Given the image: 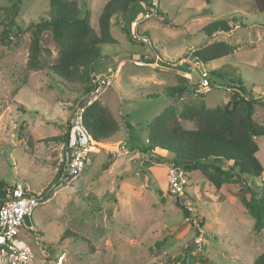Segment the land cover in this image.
<instances>
[{"label":"rangeland","instance_id":"obj_1","mask_svg":"<svg viewBox=\"0 0 264 264\" xmlns=\"http://www.w3.org/2000/svg\"><path fill=\"white\" fill-rule=\"evenodd\" d=\"M107 1L77 0L91 11L94 28ZM156 3L159 15L139 28L153 43L154 50H147L146 44L134 40L115 22L129 25L130 20H140L142 9ZM12 4L0 0V186L19 182L37 193L57 182L68 115L92 78L90 85L69 83L49 71L57 58V44L48 31L43 41L48 50L42 53L39 67H27L32 28L47 17L50 2L23 0L15 9ZM8 13H13L18 27L6 25ZM114 18L111 33L118 44H104V59H96L89 71L91 76L109 74L111 64L114 83L100 101L115 112L119 131L91 154L92 162L79 180L34 210V230L23 231L33 249L34 264H52L59 254L65 255L64 264H254L264 252V229L253 230V218L245 207L246 189L234 185L231 199L215 200L199 171L188 177L180 201L202 220L206 238L203 246H196L192 222L184 219L168 191L169 164L153 161L145 147L148 122L166 107L180 112L185 105L200 102L211 108L222 106L239 88H244L246 97H260L255 117L264 127V12L257 10L254 0H139L130 16ZM219 19L231 21L234 30L207 36L204 26ZM215 41L234 44L237 49L206 65L186 63L192 52ZM155 51L162 56L158 68L132 63ZM121 59L125 63L115 73ZM192 70L199 76L207 73L209 86L197 85L196 90L169 95L171 88L192 83L187 76ZM212 70L230 72L219 77ZM125 108L128 115L120 113ZM182 124L194 127L193 121ZM257 142V157L264 165V136ZM252 180L260 194V182ZM227 188L220 193L225 194Z\"/></svg>","mask_w":264,"mask_h":264},{"label":"trees","instance_id":"obj_2","mask_svg":"<svg viewBox=\"0 0 264 264\" xmlns=\"http://www.w3.org/2000/svg\"><path fill=\"white\" fill-rule=\"evenodd\" d=\"M10 1L13 3V9L23 2ZM138 1L108 0L100 13L98 27L94 28L91 25V11L83 9L77 0H49L47 17L32 28L27 67H39L42 53L48 50L43 45L44 33L48 31L57 44V58L48 66L49 71L63 81H83L89 82L90 85L89 66L96 59L103 57L104 44L116 43L111 33L112 19L119 14L130 16ZM254 1L257 10L264 12V0ZM13 17V13H8L4 18L8 27H18ZM230 22L226 19L215 20L205 25L203 31L207 36L219 32L231 33L235 26ZM236 25L245 24L238 22ZM124 30L128 32V25H124ZM236 49L234 44L215 41L192 54L197 61L206 65L233 53ZM226 72L230 71H211L219 77ZM197 85L190 83L187 87H173L168 94H179L188 89L196 90ZM91 87L92 84L85 86L82 95ZM243 90L244 88H239L233 92L232 99L225 105L213 108L204 102L185 105L180 112H176L171 106L166 107L147 124L148 140L145 152L158 163H173L185 171L188 177L190 173L199 171L217 189L227 183H238L246 189L245 207L253 218V230L261 232L264 229V165L257 157L260 149L257 138L264 136V127L255 117V106L261 99L252 95L246 97ZM182 121H193L194 127L185 128ZM84 125L99 143L113 139L119 131L116 116L100 100L85 110ZM164 152L168 155L164 156ZM252 178L260 182V194L252 187ZM9 186L5 183L0 186V201ZM174 202L181 208L187 221L191 215L188 206L183 204L179 197H175ZM203 224L201 220L200 225ZM193 226L196 234L197 228L194 224ZM254 264H264V252Z\"/></svg>","mask_w":264,"mask_h":264},{"label":"built area","instance_id":"obj_3","mask_svg":"<svg viewBox=\"0 0 264 264\" xmlns=\"http://www.w3.org/2000/svg\"><path fill=\"white\" fill-rule=\"evenodd\" d=\"M159 15L158 3L152 4L149 8L142 9L140 20H130L128 33L134 40L147 45V50H154L150 37L139 28L145 20ZM193 53V52H192ZM162 56L155 51L153 55L146 53L135 58L132 63L138 67L150 66L158 68ZM187 64L192 67L200 66L193 54L188 57ZM106 73H93L91 78L92 87L89 92L82 95L72 105L66 121L65 139L59 153L58 165L56 168L57 182L35 193L23 183H15L9 186L0 201V264H34V252L30 244L24 239L23 231L34 230L32 215L36 207L50 200L61 189L72 186L81 178L86 165L92 162L91 154L100 151L101 143L97 142L88 132L84 125V112L95 101L100 100L102 94L114 83V72L108 69ZM192 78V74H188ZM197 84L200 88H207L209 80L207 73L199 76ZM188 175L185 171L169 164L167 173L168 191L174 197L182 198L188 186ZM191 211L192 208L188 206ZM189 221L197 228L194 237L196 246H203L206 242L205 231L200 225L199 219L190 215ZM39 242V237L35 236ZM46 250L43 248L42 253ZM65 255L59 254L52 264H64Z\"/></svg>","mask_w":264,"mask_h":264},{"label":"crops","instance_id":"obj_4","mask_svg":"<svg viewBox=\"0 0 264 264\" xmlns=\"http://www.w3.org/2000/svg\"><path fill=\"white\" fill-rule=\"evenodd\" d=\"M115 22V18H113L112 19V24ZM115 23H117L118 25L120 24V25H122L123 26V28H124V22L122 21V22H115ZM111 24V25H112ZM128 25V24H127ZM111 32H112V30H111ZM146 34H147V32H145ZM149 35V34H148ZM112 36L114 37V35H113V33H112ZM149 37H150V35H149ZM115 38V37H114ZM115 40H116V38H115ZM118 44V41L116 40V43L115 44H113V45H117ZM104 57H105V55H103V57H101L100 59H104ZM113 57H117V55H114ZM112 57H108L107 59H111ZM99 59V60H100ZM124 63H125V60L124 59H121V60H119L118 61V63L116 64V68H115V73L117 72H119L120 70H121V67L124 65ZM108 69H112L111 68V64L109 65V68ZM194 72H196L197 73V70H192L191 72H188L187 73V76H188V74L189 73H191V74H194ZM185 74V72H183V75ZM197 76H198V73H197V75L195 74L194 75V78L196 79L197 78ZM190 79V78H189ZM192 79V78H191ZM198 81V80H197ZM191 82V81H190ZM104 103V102H103ZM104 104H106V103H104ZM107 105V104H106ZM110 109H111V107L109 106V105H107ZM126 110H128V108H125V110H123V109H121V111H120V113H124V111H125V115H128V113H127V111ZM111 111L114 113V115H115V112L111 109ZM183 122V121H182ZM193 173V172H192ZM192 173H190L189 174V176H191L192 175ZM202 182V180L201 179H199V182ZM204 183H206V188L208 189L209 188V190H210V188L212 189L211 190V192H212V194H214L213 196H214V199L215 200H217V199H219V200H221V197H222V199H225V200H229V199H231V197H233V193L232 192H235V188H234V185H236V189H239V187H240V185L238 184V183H227V184H224L220 189H217V188H215L214 186H213V184H211V183H209L207 180H205L204 179ZM229 185H233V186H229ZM213 187V188H212ZM223 187H228L227 188V190H226V193L225 194H223V193H220V191L222 190V188ZM241 188V187H240ZM199 190V187L197 186L196 187V189H195V192H194V194L196 195V192H199L198 191ZM230 190V191H229ZM231 192V193H230ZM204 195H208V192L207 193H205ZM213 196H211V199L213 198ZM213 199V200H214Z\"/></svg>","mask_w":264,"mask_h":264},{"label":"water","instance_id":"obj_5","mask_svg":"<svg viewBox=\"0 0 264 264\" xmlns=\"http://www.w3.org/2000/svg\"><path fill=\"white\" fill-rule=\"evenodd\" d=\"M195 74L197 75L196 72H194V74H192V83H193V84H196L197 80L199 79V76H197L196 79L194 78V75H195Z\"/></svg>","mask_w":264,"mask_h":264},{"label":"clouds","instance_id":"obj_6","mask_svg":"<svg viewBox=\"0 0 264 264\" xmlns=\"http://www.w3.org/2000/svg\"><path fill=\"white\" fill-rule=\"evenodd\" d=\"M198 76H199V75H198ZM197 82H198V81H197ZM197 82H196V83H197Z\"/></svg>","mask_w":264,"mask_h":264}]
</instances>
